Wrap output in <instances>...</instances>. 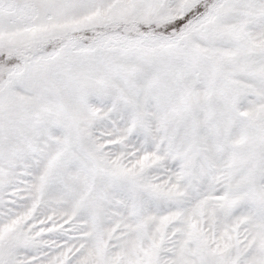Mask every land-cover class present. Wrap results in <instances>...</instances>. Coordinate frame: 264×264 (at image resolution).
Wrapping results in <instances>:
<instances>
[{
    "label": "snow or ice",
    "instance_id": "snow-or-ice-1",
    "mask_svg": "<svg viewBox=\"0 0 264 264\" xmlns=\"http://www.w3.org/2000/svg\"><path fill=\"white\" fill-rule=\"evenodd\" d=\"M0 264H264V0H0Z\"/></svg>",
    "mask_w": 264,
    "mask_h": 264
}]
</instances>
